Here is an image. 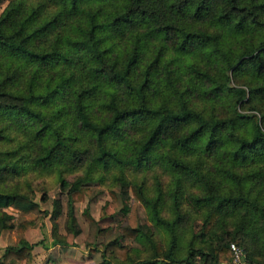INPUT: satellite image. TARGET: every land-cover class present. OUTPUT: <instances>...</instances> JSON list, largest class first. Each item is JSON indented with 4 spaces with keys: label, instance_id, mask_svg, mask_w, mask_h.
Returning a JSON list of instances; mask_svg holds the SVG:
<instances>
[{
    "label": "rangeland",
    "instance_id": "1",
    "mask_svg": "<svg viewBox=\"0 0 264 264\" xmlns=\"http://www.w3.org/2000/svg\"><path fill=\"white\" fill-rule=\"evenodd\" d=\"M121 2L122 0H83L81 10L72 11L58 0H1L0 15L9 6L15 7L10 29H14L16 22L26 19V32L36 30L33 33L34 44L46 49L71 51L73 61L59 57L39 65L36 71V89L44 91L47 83L52 87L71 72H74V77H78L72 84L74 87H78L80 83L82 86H93V80L86 73L89 65L87 54L71 49L66 38L82 35L88 11L97 12L103 20ZM163 16L164 13L154 15L152 23H161ZM262 16L264 17V13ZM187 20L191 26L201 27L209 32L216 31L207 17ZM145 33L146 25L138 22L124 31L109 33L110 36L102 32L100 36L104 38L103 43H116L115 47L120 51L134 44L141 46L139 62L135 67V74L138 76L156 54L159 55L156 62L159 74L162 75V66L167 63L181 86H199L201 81L193 75V66L218 73V66L213 64L203 49L191 47L186 51L181 50L177 48V37L173 35L163 38ZM241 36L249 37L250 34ZM226 37L234 47L240 45V35L228 34ZM19 63L23 66L25 61L20 58ZM35 66L37 65L34 63H26L23 70H19L15 85L17 89L27 85ZM227 74L230 76V86L247 88L264 85V78L249 71L239 70L234 74L232 69H228ZM100 88L93 89L89 112L94 118L101 120L108 113L102 107L105 87ZM71 89L72 86L69 90ZM68 98L69 95L61 96L50 102L47 108L38 103L36 107L48 113L56 111L60 133L72 147L77 148L81 157L79 161L74 160L75 157L71 158V150L64 149L66 153L63 152L60 158L48 163L40 161L38 157L43 153V147L54 138L50 134L35 135L29 120L23 116L0 113V190L27 193L43 210L41 214H23L9 207L0 209V216L5 212L3 225L0 226V256L7 245H15L21 238L36 242L23 258V264H96L102 263L104 255L112 264H132L139 258L151 255L153 242L166 249L170 242V232L163 225L155 223L148 206L134 195L132 186L137 185L146 196L157 200L158 209L164 218L174 220L177 234L174 251L178 258H184L188 248L193 246L202 248L205 252L196 253L194 262L207 264L211 258L216 257L217 249L222 245L237 241L238 244L234 243L241 248L247 263H264V232L260 218L253 209L247 205H225L211 218L210 212L215 209L214 204L195 203L192 198L205 193L207 184L200 176L172 169L158 158L155 154L166 149L162 144L156 147L149 162L128 161L124 165H103L95 160V142L73 116L67 105ZM246 98L236 106L239 111L259 113L264 109V89L255 92L249 100ZM192 102L208 113L214 111L219 116L234 113L231 97L210 101L196 95ZM125 125L128 129L129 122ZM130 130L133 133L134 129ZM134 135L140 136L137 133L131 137ZM107 143L119 148L126 158L132 153L128 145L117 138H108ZM171 152L195 165L202 173L208 174L210 184L217 186L220 191L241 188L250 197L264 203V149L250 153L242 162L232 165L234 171L249 174L243 187H237L234 181L228 180L218 170L220 165L229 162L225 157L206 154L199 148L191 153L178 150ZM83 186L87 190L81 199L72 201L70 192ZM71 204L72 216L69 212ZM125 226L138 227V236L122 235V228ZM54 238L60 242L52 244ZM113 240L124 248L106 252L104 246Z\"/></svg>",
    "mask_w": 264,
    "mask_h": 264
},
{
    "label": "trees",
    "instance_id": "2",
    "mask_svg": "<svg viewBox=\"0 0 264 264\" xmlns=\"http://www.w3.org/2000/svg\"><path fill=\"white\" fill-rule=\"evenodd\" d=\"M58 1L65 4L69 10L80 11L83 0ZM14 10L15 7L9 6L0 15V113L23 116L29 120L35 135L50 134L54 138L43 147V153L38 157L40 161L48 163L60 158L63 152L66 153L63 149L71 150V158L75 157L74 160L81 159L77 148L72 147L68 139L60 133L56 111L48 113L36 107L38 103L47 108L53 100L69 95V109L95 142V160L103 165H124L131 161L149 162L156 147L162 144L166 149L155 154L158 158L172 169L200 176L207 184L205 193L192 198L195 203L214 204L215 209L210 212L211 218L225 205H247L258 214L264 232V203L250 197L241 188H237V191H220L217 186L210 184L208 174L202 173L195 165L171 152L178 150L191 153L199 148L206 154L225 157L229 162L217 166L218 170L228 180L234 181L237 187H243L247 181L249 174L234 171L232 165L242 162L250 153L264 149V109L259 113H246L239 111L236 106L240 105L245 97L249 100L255 92L263 90L264 85L247 88L230 86L227 70L232 69L234 74L236 71L245 70L264 78V0H122L103 20L97 12L88 11L82 35L66 38V41L71 49L87 54L89 65L86 73L93 80V86H82L80 83L78 87H74L72 84L78 77H74V72H71L52 87L47 83L44 91L35 87L39 65L59 57L73 61V56L67 49H46L34 44L33 33L36 30L26 32V19L16 22L14 29H10ZM162 13L164 16L161 23L153 24V16ZM205 17L215 27V32L188 24V18ZM138 22L146 25V35L177 37L178 49H203L213 64L218 66V73L193 66V75L201 81L199 86H181L167 63L162 66V75L159 74L156 67L159 55L156 54L143 68L141 75H136L135 67L139 62L141 46L134 44L120 51L115 47L116 43H103L104 38L100 34L124 31ZM247 33L250 34L249 37L241 36ZM228 34L240 35V45L234 47L226 37ZM20 58L25 61L23 66L19 63ZM26 63H34L37 66L31 72L27 85L17 89L15 85L18 82L19 70L22 71ZM71 86L72 89L69 90ZM102 86L105 87V101L101 106L108 115L100 120L90 114L89 100L92 101L90 98L93 89H101ZM196 95L210 101L231 97L234 113L226 116H219L214 111L208 113L194 105L192 100ZM56 104L64 106L62 103ZM126 122H129L128 129L125 127ZM132 128L133 133L130 130ZM137 133L140 134L139 137H131ZM113 137L128 145L132 151L129 156L131 158L123 156L119 148L108 145V138ZM86 190L87 187L84 186L73 189L70 192L72 201L81 199ZM132 192L148 206L155 223L163 225L170 232V242L166 249L153 242L151 255L139 258L132 264H202L194 262L196 253L205 254L202 248L190 246L184 258L176 256L174 250L177 234L174 220L164 218L158 209L157 200L146 196L139 186H132ZM8 207L23 214L43 212L38 202L27 193L0 190V209ZM69 212L72 216V204ZM3 213L0 216L1 227ZM86 215L92 220L90 215ZM139 232L138 227L122 228V235L128 237H136ZM59 242V239H52V244ZM232 242L238 244L237 241ZM115 243V240L109 242L104 246V250L114 252L124 248L123 245ZM35 244L36 242L21 238L17 244L7 245L1 253L0 264H23V258ZM230 258V243H225L217 249L216 257L211 258L207 264L226 262ZM96 264L112 263L104 255L102 263Z\"/></svg>",
    "mask_w": 264,
    "mask_h": 264
},
{
    "label": "built area",
    "instance_id": "3",
    "mask_svg": "<svg viewBox=\"0 0 264 264\" xmlns=\"http://www.w3.org/2000/svg\"><path fill=\"white\" fill-rule=\"evenodd\" d=\"M231 258L226 262H219L215 264H249L244 258L241 248L234 242L230 244Z\"/></svg>",
    "mask_w": 264,
    "mask_h": 264
}]
</instances>
